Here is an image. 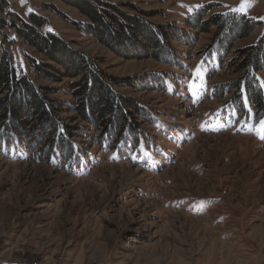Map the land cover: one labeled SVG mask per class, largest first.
<instances>
[{
	"label": "rangeland",
	"instance_id": "374dc122",
	"mask_svg": "<svg viewBox=\"0 0 264 264\" xmlns=\"http://www.w3.org/2000/svg\"><path fill=\"white\" fill-rule=\"evenodd\" d=\"M6 1L0 44L19 74L55 90L76 148L67 156L25 138L0 149V264H264V71L240 68L241 50L264 34V0H247L246 13L233 11L245 0H103L169 24L174 53L164 60L101 43L64 0ZM9 12L17 25L45 17L42 32L94 60L135 105L126 120L135 129L123 121L124 133L101 139L71 107L78 78L38 77L29 57H44ZM226 13L261 24L229 46L216 26H195Z\"/></svg>",
	"mask_w": 264,
	"mask_h": 264
},
{
	"label": "trees",
	"instance_id": "16d2710c",
	"mask_svg": "<svg viewBox=\"0 0 264 264\" xmlns=\"http://www.w3.org/2000/svg\"><path fill=\"white\" fill-rule=\"evenodd\" d=\"M64 1L78 8L86 17L87 21L82 26L86 33L114 50H140L162 60L174 53L171 41L176 36L171 34L173 29L169 24L151 23L108 1ZM8 5L6 0H1L0 12ZM129 7L137 9L134 5ZM204 15L205 12L198 15V20L201 21L200 18ZM9 17L12 19L10 26L16 30L17 35L44 57H29L35 74L50 80L59 79V76L78 78L70 84L71 94L77 99V105L71 107L100 131L101 139L110 141L117 131L124 133L122 126L124 129L131 114L127 107L135 105L131 104L129 98L119 94L114 85L104 78L94 60L75 50L58 34L42 32L40 28L46 24L45 17L31 12L27 20L21 18V25L14 22L15 15L12 12H9ZM260 24L245 14L235 16L226 13L217 14L200 24L196 22L195 26L202 29L216 26V40L221 38L220 43L229 46L226 43L229 42L227 37H243ZM5 42L6 40L0 44V94L3 95L0 100V149L15 145L16 139L22 143L28 138L43 144L49 150H65L67 156L75 155L74 141L69 140L71 128L61 122V102L52 96L55 90L37 85L27 73L19 74L10 54L4 48ZM241 53L244 57L241 69L264 71V34L256 44L243 48ZM47 61L62 66L63 70ZM110 79L117 86L134 85L129 80L122 84L124 80L114 77ZM257 97L262 100L261 94ZM134 126V123L128 122L127 129H135Z\"/></svg>",
	"mask_w": 264,
	"mask_h": 264
},
{
	"label": "snow or ice",
	"instance_id": "6c2138e0",
	"mask_svg": "<svg viewBox=\"0 0 264 264\" xmlns=\"http://www.w3.org/2000/svg\"><path fill=\"white\" fill-rule=\"evenodd\" d=\"M251 4L247 2V0H245V2L241 3V5L238 8L233 9V11L235 12H240V13H246L248 7H250ZM264 19V18H262ZM261 124L264 125V121H261ZM264 138V137H262Z\"/></svg>",
	"mask_w": 264,
	"mask_h": 264
}]
</instances>
